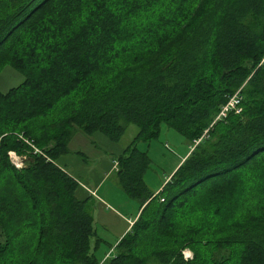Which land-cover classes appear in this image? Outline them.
<instances>
[{
    "label": "trees",
    "instance_id": "1",
    "mask_svg": "<svg viewBox=\"0 0 264 264\" xmlns=\"http://www.w3.org/2000/svg\"><path fill=\"white\" fill-rule=\"evenodd\" d=\"M7 65L24 80L0 90V264H264V0H0ZM132 123L115 162L139 214L99 259L93 196L59 161L77 130ZM163 125L208 132L155 193L138 143Z\"/></svg>",
    "mask_w": 264,
    "mask_h": 264
},
{
    "label": "rangeland",
    "instance_id": "2",
    "mask_svg": "<svg viewBox=\"0 0 264 264\" xmlns=\"http://www.w3.org/2000/svg\"><path fill=\"white\" fill-rule=\"evenodd\" d=\"M23 80L24 76L20 71L11 65H7L0 72V90L7 91ZM138 132L139 127L132 123L127 126L119 141H113L108 135L101 132L86 135L77 130L69 145L70 152L61 157L59 161L61 166L75 177L84 189H95L98 183L103 180L97 193L110 206L106 208V203L102 205L95 198L93 204L90 202V210L94 218V230L96 236L100 238V245L97 249L99 259H102L108 251V253L113 251L116 241L125 230L127 222L119 215V212L129 217L138 210L137 199L130 198L123 191L116 172L117 165L116 169L113 167L115 158L132 143ZM18 136L26 143L30 141L23 133H18ZM138 146L141 149H148L152 159L150 168L144 176L145 182L152 191H156L159 185L167 180L183 155L189 149L194 148V146H189L185 137L178 131L167 125L162 126L159 137L151 141L142 140ZM10 152L13 153L9 154ZM8 154L17 168L20 169L25 165L27 155L19 154L15 150H10ZM94 241L95 237L92 241V247ZM183 253L185 257H190L193 254L190 249H185Z\"/></svg>",
    "mask_w": 264,
    "mask_h": 264
},
{
    "label": "built area",
    "instance_id": "3",
    "mask_svg": "<svg viewBox=\"0 0 264 264\" xmlns=\"http://www.w3.org/2000/svg\"><path fill=\"white\" fill-rule=\"evenodd\" d=\"M241 101H242L241 90H238L234 94L229 95L228 101L224 105H222L219 113L217 114V116H216L215 120L213 121V123L211 124V126H213V124L219 120H225L227 118V116L229 115V113L232 111H234L235 113H238V114L241 113L242 112V106L240 105ZM207 132H208V129L204 132L202 137H200L199 139H196L194 141V146L196 144H198L204 137H206ZM29 144H31L34 147V145L31 142ZM35 149H36V151H39L37 148H35ZM12 153L13 152H10L9 154H12ZM192 257H193V254H192V256L186 257V258L189 259Z\"/></svg>",
    "mask_w": 264,
    "mask_h": 264
},
{
    "label": "crops",
    "instance_id": "4",
    "mask_svg": "<svg viewBox=\"0 0 264 264\" xmlns=\"http://www.w3.org/2000/svg\"><path fill=\"white\" fill-rule=\"evenodd\" d=\"M184 156L185 155H183V157H182V159L179 161V163L177 164V166L180 164V162L182 161V160H184ZM116 165H117V161L115 162V164L113 165V167H115V169H116ZM177 166L175 167V169L177 168ZM174 169V170H175ZM173 170V171H174ZM169 179V177L167 178V180ZM102 182H103V180L102 181H100L99 183H98V185L96 186V188L95 189H88L89 190V192H90V194H92V200H91V202H92V204H93V199L95 198L96 199V201H98V203L100 202V203H102V205L103 204H107L106 205V208L108 207V206H110L109 205V203L103 198V197H101V196H98V188L100 187V185L102 184ZM166 182V181H165ZM165 182H163L161 185H159V187H158V189L156 190V191H154L155 193H157L159 190H161L162 189V186L164 185V183ZM138 210H139V208H138ZM136 211V213L134 214V215H131V216H129V217H126V216H124L122 213H120L119 212V215L120 216H122V218L124 219V221H126L127 222V224H126V226H125V230H124V232L122 233V235L119 237V239L126 233V232H128L130 229H131V226H132V224L134 223V220H135V217L137 216V214H139V211ZM92 213V212H91ZM118 239V240H119ZM117 240V241H118ZM116 241V242H117ZM116 244V243H115ZM109 252V251H108ZM105 253V255L104 256H107V254H109V253ZM104 258V257H103ZM102 258V259H103Z\"/></svg>",
    "mask_w": 264,
    "mask_h": 264
}]
</instances>
